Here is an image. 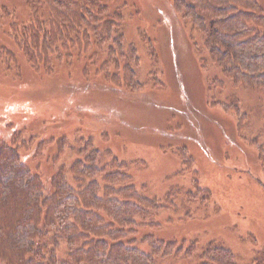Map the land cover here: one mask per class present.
<instances>
[{
	"label": "rangeland",
	"instance_id": "rangeland-1",
	"mask_svg": "<svg viewBox=\"0 0 264 264\" xmlns=\"http://www.w3.org/2000/svg\"><path fill=\"white\" fill-rule=\"evenodd\" d=\"M106 3L120 14L112 37H124L134 90H141L125 97L101 86L98 72L82 77L74 67L50 76L27 64L19 72L0 66V139L18 148L47 195L59 172L74 187L70 168L88 142L108 151L101 161L116 159L126 175L130 170L126 185L162 207L152 219L157 226L139 233L194 243L191 258L156 264H198L212 247L229 252L232 264H264V92L227 81L202 33L172 2ZM111 44L102 42L101 60ZM222 106L237 109L241 131L235 112ZM135 248L150 252L139 240ZM66 249L62 243L61 260Z\"/></svg>",
	"mask_w": 264,
	"mask_h": 264
},
{
	"label": "trees",
	"instance_id": "trees-1",
	"mask_svg": "<svg viewBox=\"0 0 264 264\" xmlns=\"http://www.w3.org/2000/svg\"><path fill=\"white\" fill-rule=\"evenodd\" d=\"M168 1L202 33L209 57L227 81L264 92V12L258 0ZM111 4L106 0H0V66L19 72L27 64L34 74L50 76L74 67L82 77L98 72L101 86L125 97L140 91L134 90L128 63L132 52L126 57L124 37H112L121 17ZM107 39L112 44L101 60L100 46ZM96 59L98 66L91 68ZM222 107L235 112L241 131L243 118L237 109ZM13 145L0 139V264H156L158 259L194 255V243L139 233L144 226H157L152 219L162 207L156 198L126 185L130 170L126 175L116 159L101 161V154L108 151L88 142L78 150L83 160L70 168L74 187L59 172L51 179L47 195ZM138 240L149 253L135 248ZM62 243L67 248L63 260L59 258ZM203 253L198 264H232L231 254L217 247Z\"/></svg>",
	"mask_w": 264,
	"mask_h": 264
}]
</instances>
